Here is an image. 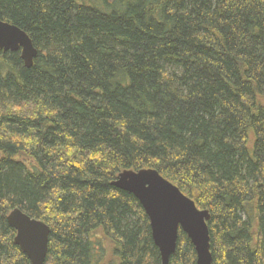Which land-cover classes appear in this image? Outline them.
<instances>
[{"label": "trees", "instance_id": "obj_1", "mask_svg": "<svg viewBox=\"0 0 264 264\" xmlns=\"http://www.w3.org/2000/svg\"><path fill=\"white\" fill-rule=\"evenodd\" d=\"M37 55L0 49V264H30L6 216L50 228L44 264H161L135 196L154 168L207 209L212 264H264V0H0ZM179 229L169 264H196Z\"/></svg>", "mask_w": 264, "mask_h": 264}, {"label": "water", "instance_id": "obj_2", "mask_svg": "<svg viewBox=\"0 0 264 264\" xmlns=\"http://www.w3.org/2000/svg\"><path fill=\"white\" fill-rule=\"evenodd\" d=\"M0 49L20 52L26 67H31L37 49L26 31L0 17ZM111 184L135 196L146 213L153 242L159 250L161 264H169L177 246L179 229L192 242L196 264H212L207 222L210 213L200 209L193 199L154 168L120 171ZM14 228V243L28 257L30 264H44L51 228L42 220L18 208L6 216Z\"/></svg>", "mask_w": 264, "mask_h": 264}, {"label": "bare ground", "instance_id": "obj_3", "mask_svg": "<svg viewBox=\"0 0 264 264\" xmlns=\"http://www.w3.org/2000/svg\"><path fill=\"white\" fill-rule=\"evenodd\" d=\"M33 65V64H32ZM13 210V209H12ZM183 232V231H182ZM188 237V236H187ZM192 243V242H191ZM155 245V244H154ZM193 245V244H192ZM195 250V249H194ZM196 254V253H195ZM196 262V261H195Z\"/></svg>", "mask_w": 264, "mask_h": 264}, {"label": "rangeland", "instance_id": "obj_4", "mask_svg": "<svg viewBox=\"0 0 264 264\" xmlns=\"http://www.w3.org/2000/svg\"><path fill=\"white\" fill-rule=\"evenodd\" d=\"M263 103H264V97H263Z\"/></svg>", "mask_w": 264, "mask_h": 264}]
</instances>
